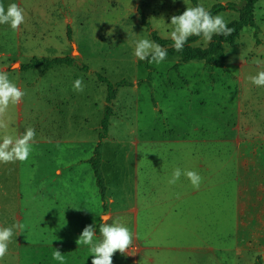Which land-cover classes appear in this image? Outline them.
Segmentation results:
<instances>
[{"label":"rangeland","instance_id":"1","mask_svg":"<svg viewBox=\"0 0 264 264\" xmlns=\"http://www.w3.org/2000/svg\"><path fill=\"white\" fill-rule=\"evenodd\" d=\"M197 1L206 9L215 3L240 2ZM12 3L24 10L25 22L17 30L9 24L7 30L0 29V52L6 53V49H10V56L0 59V70L3 64L10 81L23 90L25 96L19 105L9 106L6 119L10 126L0 130V142L5 134L17 137L28 127L36 132L27 161L0 163V196L9 200L8 204L0 203V208L8 207L15 223L19 222L22 229L20 240L37 242L40 236V209L45 204L40 194V149L47 154L59 149L60 156L69 150L75 153L73 158L78 156L79 169L87 170L85 174L79 173L80 191L87 198V211L93 209L96 214L94 225L98 221L100 225L105 220L108 222L89 166L95 146L101 144L100 172L108 195L123 211L122 220L115 219L111 223L118 221L132 231L133 245L125 254L136 247V250L141 248L138 264H161L157 257L168 253L157 252L153 246L179 244L201 249L190 250L185 253L189 256L180 261L164 264H264V252L236 248L244 243L261 245L264 236L261 235L262 229L251 223L254 221L246 219V212L239 214L237 211L243 191L233 143L224 141L223 153L217 157L223 167L217 173L219 185L201 194L206 198V207L214 213L207 210V213L197 215L196 212L184 220L160 219L157 206H152L155 200L143 203L136 197L140 185L135 183L133 153L136 117L142 114L144 129L151 127L158 113L152 110L153 105L156 106L155 100L161 109L159 113L165 114V121L172 127L188 129L199 124L205 128L206 134L216 131V135L223 132L228 136L234 131L231 127L238 123L239 127L249 126L254 134L264 132V87L249 80L250 76L264 70V0H259L254 9L257 33L254 34L253 27H244L234 45L226 46L223 63L179 62L178 55H173L159 64L152 62L150 71L135 57V42L141 38L152 40L151 31L171 39L174 27L170 24L171 17L182 14L186 7H194L191 0H0L5 8ZM217 14L223 15L227 22L238 17V12L229 8ZM142 18L149 28L142 23ZM194 45L205 47L207 44L201 37ZM65 55L87 64L88 71L67 65H55L44 73L41 68L20 70V65L32 57ZM257 60L261 63L257 64ZM97 73L112 82L125 79L133 83L117 88L116 97L109 104L112 115L106 135L111 138L103 142L98 138L102 132L100 121L107 89L106 84L97 80ZM78 78L84 83L82 92L73 88ZM156 124V140H161L162 123L156 121ZM244 133L242 128L241 134ZM208 151L211 154H205L204 160L208 166L214 165V148ZM49 161L47 168L53 173L55 160ZM204 174L208 176V173ZM148 175L150 180V171ZM64 185L71 188L66 183ZM149 187L150 183L146 191ZM46 202H49L47 197ZM136 204L139 206L137 221L131 211ZM80 221L84 227L92 225L86 217H81ZM184 225L185 231L182 230ZM17 238L14 235L10 242L13 249L17 248ZM96 238L98 241L102 239L100 231ZM207 246H213V251ZM26 248L28 255L22 258L37 259L38 250L34 254L33 249ZM127 264H135L132 257L127 259Z\"/></svg>","mask_w":264,"mask_h":264},{"label":"crops","instance_id":"2","mask_svg":"<svg viewBox=\"0 0 264 264\" xmlns=\"http://www.w3.org/2000/svg\"><path fill=\"white\" fill-rule=\"evenodd\" d=\"M2 28L7 30L8 24H3L0 29ZM3 56H10L9 48L6 49V53L0 52V59H3ZM1 70L4 71L3 64ZM139 84L140 83L137 81V85ZM180 88L186 89L181 86ZM189 100L191 101V98ZM110 103H108V105ZM155 103L156 106L153 105L152 110L158 112L154 116V119L162 123L163 131L160 132L162 135L161 140H156L155 130L158 128L156 121L151 127L145 130L142 126V114L136 117L137 122L135 124L136 133L134 137L133 153L135 155L136 169L135 183L137 186L140 185L139 195L136 197H139L143 203L155 200L152 206H157L156 213L160 214V219L184 220L185 218L190 219L191 215L196 212L197 215L200 213H207V210L210 212L209 207H206V198L202 197L201 194H203L206 189H215L216 186L219 185V182H217V173L222 171L223 167L221 160L219 163L217 162V157L219 158L221 153H223L222 146L224 141H227L233 143L232 147H234L237 156L239 176H242L241 190L243 191V197L237 211L239 214L240 212H246V219L254 221L249 222L255 223V225H257L255 226L256 228L262 229L261 235L264 236V224L262 223V220H264V152H262L264 150V132L262 134L259 132H257L258 134H254L249 126L239 127L238 123L231 127V130L234 131L228 136L224 135L223 132L216 135V131L206 134L205 128L199 124L198 126L192 125L189 127L190 130L189 128L172 127L165 121V114L163 112L159 113L161 109L156 100ZM106 105L107 102H105L104 106ZM109 106L112 109L111 105ZM111 115L112 112L110 117ZM108 128L106 134L108 133ZM242 128L245 130L244 134H241ZM108 138L111 137L105 135L103 138L98 139L103 142ZM100 145L101 144L96 145L95 147L98 146L99 156L101 157L102 152L100 150ZM259 146L263 148H259ZM213 148L215 162L214 165L208 166L204 160V156L205 154H211V151L208 150ZM58 151L59 149H56L53 154H47L46 151L44 152V149L38 151L40 165L39 176L42 184L40 185V194L43 196L41 200L45 201V204L40 209L39 240L37 242L22 241L20 240V234L22 232L21 227L14 229V235L19 237L17 238L18 241L15 246L17 248L13 249L11 243H9L8 254L3 260H0V264H61L60 261L52 258L55 249H58L63 254V264H91L94 257L90 253V247L87 245H77L76 243L84 229V224L80 221L81 217H86L87 220H90V223L95 228L94 240L95 242H99L96 236L99 234L100 221L94 225L96 214L93 213V209L87 211V198L83 192L80 191L82 185H80L79 182V173L82 171V173L85 174L87 170L79 169L78 156L73 158L75 153L67 150L65 154L60 156L58 155ZM129 152L131 151L129 150ZM70 156L72 157L70 158ZM51 159L55 160L53 173L47 168V164H50L49 160ZM143 161H146L145 166ZM175 168H180L182 173L188 170L197 171L202 177L199 189H194L190 180L183 174L175 184H169L168 180L171 178ZM148 171L151 173L150 180H148ZM204 172L208 173V176L204 174ZM68 176H70L69 180H67ZM138 180H140V182ZM208 181H210L211 184L207 185ZM64 183L68 186L70 185L71 188L67 189ZM149 183V190L146 191V187L149 186ZM149 195L151 196L150 199L148 198ZM46 197L49 200L48 203L46 202ZM136 201H138L137 198ZM0 203L8 204L9 200L4 196H0ZM46 205L49 206L45 209L44 207H46ZM101 206L108 214V223H111V221L115 219L120 220L122 218L123 211L117 207L115 200L108 195L107 187L105 189L104 198L103 200L101 199ZM210 208L214 209L213 207ZM52 210H55L57 213H54ZM131 211L135 213V219L137 221L139 213L138 204H136V207ZM210 213L213 214L214 212ZM16 216V218L20 219L19 215ZM259 221H261V223H259ZM14 224H16L15 218L10 214L9 208H0V228L11 227ZM17 224L20 225L19 222ZM182 230L185 231V225ZM33 245L35 246L33 247ZM23 246H25V248ZM26 247L33 249L31 251H33L34 254L36 249L38 250L37 259L22 258V256L28 255ZM137 248L138 247H136V249ZM153 248H155L157 252L160 250L168 253L167 256L160 254L157 257L158 262L160 263L161 261V264L172 261L175 262L176 260L180 261L189 256L186 254L190 250L201 249L199 246L181 244L153 246ZM207 248L210 251L214 249L213 246H207ZM236 248L246 252H264V242H262L261 245L244 243L238 245ZM136 249L131 251L128 255H122L116 252L113 256V264H127V259L131 257L135 261V264H138L140 261L138 255L141 248L138 250ZM262 257L264 259V256ZM149 259L151 262H154L152 257Z\"/></svg>","mask_w":264,"mask_h":264},{"label":"clouds","instance_id":"3","mask_svg":"<svg viewBox=\"0 0 264 264\" xmlns=\"http://www.w3.org/2000/svg\"><path fill=\"white\" fill-rule=\"evenodd\" d=\"M24 22V10L18 4L12 3L7 6V9L0 4V24H9L13 30H17ZM170 24L174 26L170 37L177 51L183 50L191 36H202L207 44L211 43L213 35L227 37L234 31L233 28L228 27V22L223 15H213L203 5L186 7L182 14L171 17ZM134 55L141 61L147 59L149 63L159 64L167 58V49L149 38H141L135 42ZM255 62L261 63L259 60ZM249 80L256 86L264 87V70L259 71L255 76H250ZM73 88L77 92H82L83 80L76 79ZM24 96L25 92L10 81L7 72L0 70V130H6L10 126V121L6 119L9 106L19 105ZM35 136L36 132L32 127H28L22 135L17 137L5 134L0 142V163L27 161ZM182 174L186 175L194 189H199L202 177L194 170L182 173L180 168H175L168 183L175 184ZM18 227L21 226L14 224L11 227L0 228V260L8 254V245L14 236V229ZM99 231L102 239L95 242L94 226H85L76 241L77 245L90 247V253L94 257L91 264H113V256L116 252L123 255L133 245L132 231L118 221L110 224L105 220L100 225ZM52 258L63 264L64 256L58 249H55Z\"/></svg>","mask_w":264,"mask_h":264},{"label":"trees","instance_id":"4","mask_svg":"<svg viewBox=\"0 0 264 264\" xmlns=\"http://www.w3.org/2000/svg\"><path fill=\"white\" fill-rule=\"evenodd\" d=\"M194 6L200 5L197 0H191ZM259 0H240L239 4L228 3L227 5L222 3L213 4L208 10L216 15L218 12L225 9H234L238 12V17L228 21V27L233 28L234 31L231 35L225 36H217L213 35L211 43H207L205 47L194 45L202 36H191L189 37L187 43L184 45L182 51H177L173 47L172 39L162 38L155 31H151L150 35L154 42L160 44L162 47L167 49V58L173 55H178L179 62H187L192 60L203 61L207 64L217 65L219 63H223L226 59V46H233L236 39L240 35L241 30L244 27H253L255 28V33H257V25L255 22L254 9L255 5ZM142 23L149 28V24L145 22L144 18H142ZM67 37L70 39L69 30L67 31ZM150 59V57H149ZM139 63H144L145 67L150 71L152 69L151 63L149 60H139ZM55 65H67V66H76L78 69L87 72L88 65L77 61L75 58L65 55V56H55V57H43L36 58L32 57L26 63H22L20 65V70H27L33 68H41V72L44 73ZM96 78L99 82L106 84V102L104 113L101 119V128L102 132L99 134V138H103L106 135L109 117L111 114V108L108 105L114 97L116 93V89L120 86L131 85L132 83L122 79L117 82L110 81L104 75L100 73L96 74ZM139 83V81H138ZM99 148L98 146L94 149V155L89 159V164L92 168L95 184L99 189L101 199L103 200L105 194V185L103 182L102 174L100 172L99 166Z\"/></svg>","mask_w":264,"mask_h":264}]
</instances>
